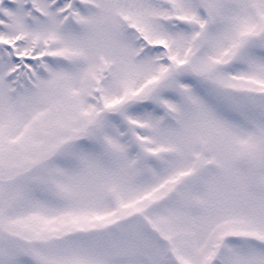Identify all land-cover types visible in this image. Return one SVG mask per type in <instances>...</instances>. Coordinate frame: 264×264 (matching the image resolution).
Masks as SVG:
<instances>
[{
	"label": "snow or ice",
	"instance_id": "obj_1",
	"mask_svg": "<svg viewBox=\"0 0 264 264\" xmlns=\"http://www.w3.org/2000/svg\"><path fill=\"white\" fill-rule=\"evenodd\" d=\"M0 264H264V0H0Z\"/></svg>",
	"mask_w": 264,
	"mask_h": 264
}]
</instances>
